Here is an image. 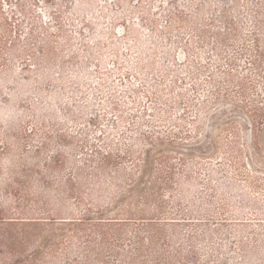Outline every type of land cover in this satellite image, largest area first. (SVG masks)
<instances>
[{
	"label": "rangeland",
	"instance_id": "rangeland-1",
	"mask_svg": "<svg viewBox=\"0 0 264 264\" xmlns=\"http://www.w3.org/2000/svg\"><path fill=\"white\" fill-rule=\"evenodd\" d=\"M0 264H264V0H0Z\"/></svg>",
	"mask_w": 264,
	"mask_h": 264
},
{
	"label": "trees",
	"instance_id": "trees-1",
	"mask_svg": "<svg viewBox=\"0 0 264 264\" xmlns=\"http://www.w3.org/2000/svg\"><path fill=\"white\" fill-rule=\"evenodd\" d=\"M254 63H255V65H257V62H256V60L254 61ZM140 242L142 243V240H141Z\"/></svg>",
	"mask_w": 264,
	"mask_h": 264
}]
</instances>
